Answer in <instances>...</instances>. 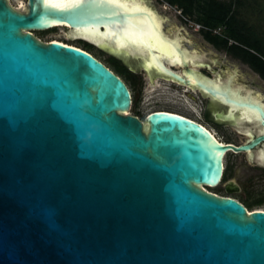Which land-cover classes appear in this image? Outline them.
I'll use <instances>...</instances> for the list:
<instances>
[{
	"label": "water",
	"instance_id": "95a60500",
	"mask_svg": "<svg viewBox=\"0 0 264 264\" xmlns=\"http://www.w3.org/2000/svg\"><path fill=\"white\" fill-rule=\"evenodd\" d=\"M58 26L151 78L254 109L260 128L235 144L175 112L140 119L102 60L33 33ZM188 47L150 0H0V264H264V209L202 186L221 182L229 151L263 162L264 98L231 97L201 72L191 82L202 54Z\"/></svg>",
	"mask_w": 264,
	"mask_h": 264
},
{
	"label": "rangeland",
	"instance_id": "374dc122",
	"mask_svg": "<svg viewBox=\"0 0 264 264\" xmlns=\"http://www.w3.org/2000/svg\"><path fill=\"white\" fill-rule=\"evenodd\" d=\"M9 1L14 6L18 4L17 0ZM150 1L158 8L159 12L164 15L165 30L169 33H176L178 31L183 32L190 38L194 39L197 42V44L194 45V48L202 50L205 54L204 58H208L212 61L208 66L206 64L197 65L201 71H204L205 68L206 71L203 72L204 74L207 75L209 73L207 69H209L211 71L210 75L213 78L216 73L221 72L229 74L234 68H238L242 73L238 75V82H241L249 88L259 92L261 91L260 93L264 94V79L257 72L252 70L248 64L233 57L225 50L215 48L213 44L202 40V31L196 29L195 24L193 23L195 20L193 18H191L190 21L186 20L182 14L179 13L180 9L178 7L169 4L164 0ZM236 7L239 8L243 18L253 24L258 32L264 37V0H243L240 6ZM33 33L44 41L57 39L75 45L79 44L83 48L90 50L91 53L104 61L107 65L113 67L109 61L112 55L109 54L107 50L85 40L74 38L73 36L72 38L63 27L58 26L47 30H35ZM186 45L192 47V44L189 42H186ZM118 63L121 62L118 61ZM141 77L142 83L136 81L135 85L131 86L134 101L133 106L130 109L131 113L138 114V116L144 120L147 114L153 110L169 109L186 113L205 121L203 115V102L196 95L183 92L181 90L182 85L163 78H156L154 81H149L143 74ZM205 123L214 130L216 135L222 141L240 143L247 141L249 138L247 134L236 131L232 126L217 125L210 121H205ZM249 159L250 156L245 153H234L231 151L227 152L224 157L225 171L223 181L228 178L237 177L242 186V189L239 192L227 193L223 186L225 183L223 181L216 186L208 187V189L221 195H231L239 200L247 199L250 202H256L259 199L264 200V169L261 167L246 169L244 163L247 160L249 161ZM238 166H242V171L244 172L243 175L236 176L235 171ZM258 208L264 209V201L260 204H253L250 210Z\"/></svg>",
	"mask_w": 264,
	"mask_h": 264
},
{
	"label": "trees",
	"instance_id": "16d2710c",
	"mask_svg": "<svg viewBox=\"0 0 264 264\" xmlns=\"http://www.w3.org/2000/svg\"><path fill=\"white\" fill-rule=\"evenodd\" d=\"M164 1L178 7L182 15L189 19L193 18L197 23L206 27L201 30L205 38L215 46L225 48L234 56L239 57L264 78V37L253 24L243 18L239 8L236 7L240 6L243 0ZM216 28H221V33H215L213 29ZM230 40H232L231 43ZM109 61L116 72L124 76L131 86L135 85L133 74L124 64L118 63V58L111 57ZM240 201L250 209L253 204L263 203L264 200L250 202L242 199Z\"/></svg>",
	"mask_w": 264,
	"mask_h": 264
},
{
	"label": "flooded vegetation",
	"instance_id": "af4514ba",
	"mask_svg": "<svg viewBox=\"0 0 264 264\" xmlns=\"http://www.w3.org/2000/svg\"><path fill=\"white\" fill-rule=\"evenodd\" d=\"M194 22H196V21H194ZM193 22V23H194ZM202 30V28L201 29H199V31H201ZM167 31V30H166ZM172 34H175V32H173ZM189 37V36H188ZM202 40H204L205 42H209V43H211L207 38H205V36L202 34ZM192 41H194V42H196L194 39H192ZM64 42V41H63ZM65 42H67V41H65ZM186 42H189L190 44H192V47H188V48H194L195 46L194 45H196L197 44V42L196 43H193V42H190L189 41V39H187V38H184L183 39V43L186 45ZM232 42V40H230V43ZM67 43H70V42H67ZM71 44H73V43H71ZM212 44V43H211ZM214 45V44H213ZM77 46H80L81 48H83L81 45H77ZM214 47L215 48H219V49H223V50H225L226 52H228L230 55H232L233 57H235V58H238V59H240L239 57H236V56H234L232 53H230L228 50H226L225 48H221V47H217V46H215L214 45ZM196 49H198V48H196ZM88 50V49H87ZM199 50V49H198ZM89 52H91L90 50H88ZM199 51H201L202 53H203V51L202 50H199ZM108 52V51H107ZM109 54H111L112 55V57L114 58V57H116L115 55H113L112 53H110V52H108ZM93 54V53H92ZM94 55V54H93ZM205 55V54H204ZM204 55L201 57V58H199V60L198 59H196V61L195 62H190L189 64H188V67H190V65H203V64H206L207 66L208 65H210L211 64V60L210 59H208V58H204ZM94 56H96V55H94ZM97 57V56H96ZM98 58V57H97ZM116 58H118V57H116ZM99 59V58H98ZM119 59V61L122 63V64H124L125 66H126V68H127V70L129 71V72H131L132 74H133V76H134V79H135V82L136 81H138V83H142L141 82V76H142V74L143 75H145V77L149 80V81H154L156 78H163V79H168V80H171V81H173V82H175V83H177V84H179V85H182V91L183 92H186V93H190L191 95H196L198 98H200L201 99V101L203 102V115H204V119H205V121H210V122H213V123H215V124H217V125H228V126H232L236 131H239V132H242L243 134H247L245 131L248 129V127L249 126H255V128H254V131H255V133H257V131H258V129L260 128V125L259 124H257V123H253V122H250V121H248L247 120V122H244L243 124H238V118L240 117V115H239V113L238 112H236V119H234V120H223V119H220V118H217L216 117V113H219V112H221L222 110H224V108L225 109H227L228 107H229V105H225L224 106V104H222L219 100H217V99H214L212 96H210L209 94H204L199 88H197V87H191V86H188V85H184V84H181V83H179V82H177V81H175V80H172V79H169V78H165V77H162V76H154L153 78H151L149 75H148V73L146 72V70L142 67V68H140V67H138V66H136L135 64H130V63H128V62H126V61H122L120 58H118ZM240 61H242L241 59H240ZM104 62V61H103ZM242 62H244V61H242ZM105 63V62H104ZM245 63V62H244ZM106 64V63H105ZM247 64V63H246ZM107 65V64H106ZM110 69H112L115 73H117L116 72V70L113 68V67H110V65H107ZM170 67L172 68V69H174V70H184V71H182V73L183 72H186V70H187V67L186 66H184V65H179V66H176V65H170ZM179 68V69H178ZM206 68H208V67H206ZM251 68V67H250ZM252 69V68H251ZM200 70V69H199ZM252 70H254V69H252ZM206 70H205V68H204V71L202 70H200V72L201 73H203V72H205ZM207 71L209 72L207 75L206 74H204V75H206V76H209V77H211L212 78V76L210 75V70L209 69H207ZM255 71V70H254ZM235 72V70L233 69L232 70V72H230L229 74H225V73H221V72H219V73H216V75L213 77V78H219L220 80L221 79H226L227 77H228V75H231V74H233ZM256 72V71H255ZM241 72L240 71H238V75L240 74ZM258 73V72H257ZM120 77H122V79L126 82V84L128 85V87L130 88V90H131V83L124 77V76H122V75H120L119 73H117ZM242 74V73H241ZM259 74V73H258ZM238 75L236 76V79H237V81H236V79H235V81H233L232 82V84H233V87H236V86H240V85H242V88H244L245 89V87H246V85H244L243 83H241V82H238ZM260 75V74H259ZM261 76V75H260ZM262 77V76H261ZM263 78V77H262ZM264 79V78H263ZM188 87V90H184L185 88H187ZM243 89V92H245V90ZM251 90H253V91H257V90H254V89H252V88H250ZM193 93V94H192ZM195 93V94H194ZM132 106H133V101H132ZM132 106H131V108H132ZM157 110H167V111H171V112H175V113H178V114H181V115H184V116H186V117H188V118H191V119H193V120H195V121H198V122H200L201 124H203L205 127H207L209 130L211 129L206 123H205V121H202V120H200V119H198V118H195V117H193V116H190V115H188V114H186V113H182V112H178V111H173V110H169V109H157ZM154 111V110H153ZM132 114H134V115H137L138 116V114H135V113H132ZM139 117V116H138ZM140 118V117H139ZM141 119V118H140ZM143 120V119H142ZM254 124H256V125H254ZM211 131V130H210ZM248 135V134H247ZM248 137H249V135H248ZM223 142H232V143H235V144H240V143H243V142H240V143H238V142H233V141H223ZM255 152H256V149L253 151V154L252 155H249L248 153H246V152H239V153H245V154H247L248 156H250V159H249V161L247 160V161H245V163H244V166H245V168L246 169H254V167H261V168H263L264 169V161L263 162H257L255 159H254V155H255ZM243 171H242V166H238V168L236 169V171H235V174H236V176H239V175H243ZM223 178H224V175H223V177H222V179H221V182L223 181ZM223 182H225L224 184H223V186H224V188H225V185L228 183V182H236L239 186H240V190L242 189V186L240 185V183H239V181H238V178L236 177V178H234V177H232V178H228L227 180H225V181H223Z\"/></svg>",
	"mask_w": 264,
	"mask_h": 264
},
{
	"label": "bare ground",
	"instance_id": "6f19581e",
	"mask_svg": "<svg viewBox=\"0 0 264 264\" xmlns=\"http://www.w3.org/2000/svg\"><path fill=\"white\" fill-rule=\"evenodd\" d=\"M17 2H18V4L17 5H15V7L16 8H19V9H24V8H26V0H17ZM159 11V10H158ZM160 13V12H159ZM160 21H161V27H162V29L163 30H165V24H164V21H165V17H164V15H162V13H160ZM60 27H63L64 29H66L67 31H68V27H65V26H60ZM177 36H178V38L183 42V39L184 38H187V39H189V41L190 42H193V43H196V42H194V41H192V38H190V37H188L186 34H184L183 32H176L175 33ZM74 38H79V37H82V36H73ZM194 50H196V51H198L199 53H201L202 54V56L204 55V53H202L201 51H199V50H197V49H195V48H193ZM163 59V61H164V63L167 65V66H170L171 64L170 63H168L164 58H162ZM188 63H190V60H188L187 61ZM172 65H176V66H179V65H181V64H179V63H173ZM190 68H191V73H192V76H191V82H194L195 80H197L198 79V72H200V70H199V68L196 66V65H190ZM234 70H235V72L233 73V74H231V75H228V77L226 78V79H219L220 81L218 82V81H216V80H214V79H212V80H209V81H207V80H205L206 79V77H204V76H202L201 77V79L202 80H204V81H206V82H209V83H211L212 85H214V86H216V87H218V88H225V86H226V84H229L230 85V88L232 89L231 91H230V96L231 97H234V98H238V95L241 93V94H243V95H245V96H243V98H245L246 97V95L248 94V95H250L251 97H253V98H256V99H260L261 98V100L264 98V94H261L259 91H253V90H251L248 86H246L245 87V89L244 88H242V85H238V86H236V87H233V84H232V82L233 81H235V79H236V76L238 75V68H234ZM182 71H184V70H178V72H180V73H182ZM156 80V79H155ZM153 81V80H152ZM158 83H159V81H158ZM157 83V84H158ZM162 84V83H161ZM159 85V84H158ZM162 86V85H161ZM164 87V86H163ZM166 87V86H165ZM161 88V87H160ZM166 89V88H165ZM243 89L245 90V92H243ZM184 90H188V87L187 88H185ZM217 98L218 99H220V100H224V98H223V96H221V95H217ZM228 105H229V107L231 108V110L233 111V114H235L236 112H238L239 113V115H240V121L241 122H245V121H250V122H255L256 123V121H257V119H258V114H257V112L254 110V109H251V108H248V107H245V106H241V107H239V106H237V105H234V104H231V103H228ZM262 129V128H261ZM211 130V132H212V134L218 139V140H220V141H222L217 135H216V133L214 132V130L213 129H210ZM260 158L264 161V150L261 152V154H260ZM225 165V164H224ZM204 188H206V189H208V187L206 186V185H202ZM209 190V189H208ZM261 209H263V208H261ZM250 210V209H249Z\"/></svg>",
	"mask_w": 264,
	"mask_h": 264
},
{
	"label": "built area",
	"instance_id": "2783aa9c",
	"mask_svg": "<svg viewBox=\"0 0 264 264\" xmlns=\"http://www.w3.org/2000/svg\"><path fill=\"white\" fill-rule=\"evenodd\" d=\"M179 13H181V10H179ZM182 14V13H181ZM186 20H189L190 21V19L188 18V17H186V16H184V15H182ZM194 24H195V27H196V29H201V28H206V27H204L203 25H201V24H199V23H197V22H194ZM213 31L215 32V33H221V28H216V29H213Z\"/></svg>",
	"mask_w": 264,
	"mask_h": 264
}]
</instances>
